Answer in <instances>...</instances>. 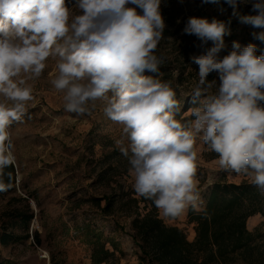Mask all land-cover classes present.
<instances>
[{"label":"clouds","instance_id":"1","mask_svg":"<svg viewBox=\"0 0 264 264\" xmlns=\"http://www.w3.org/2000/svg\"><path fill=\"white\" fill-rule=\"evenodd\" d=\"M225 2L234 13L239 3L251 2L257 14L239 19L264 29V0ZM161 4L75 0L70 9L66 0H0V172L15 163L9 127L34 99L28 81L39 78L51 58L50 83L63 93L67 112L91 115L100 101L104 115L122 126L116 145L128 159L134 191L152 200L162 217L197 207L198 139L217 154L221 169L249 176L264 194V52L234 41L221 56L228 23L189 17L183 32L196 36L202 51L190 56L198 71L185 96L197 106L182 123L172 82L160 79L167 59L156 54L165 29ZM253 36L264 43V31ZM211 73L219 83L208 79Z\"/></svg>","mask_w":264,"mask_h":264},{"label":"rangeland","instance_id":"2","mask_svg":"<svg viewBox=\"0 0 264 264\" xmlns=\"http://www.w3.org/2000/svg\"><path fill=\"white\" fill-rule=\"evenodd\" d=\"M220 2L162 0L165 29L158 46L173 47L175 39L184 34L187 19L203 14L210 16L207 18L209 21L217 19L228 23L230 34L225 36V40L233 35L236 40L230 42H239L242 47L256 44L257 54L264 52V43L253 36V33L264 29L238 21L240 5L234 13L232 6L222 7ZM66 5L74 9L75 0H66ZM166 29L171 30L173 36H165ZM193 54L196 53L192 52L190 56ZM46 65L39 78L28 81L33 88L34 99L27 103V110L21 119L13 121L9 127L17 186L15 193L0 194V237L3 232L1 216L12 208V196L27 197L35 217L30 224L29 238L10 240L7 244L0 241V262L93 264L94 251L104 245L115 254L110 257L109 263L142 264L141 249L131 235L134 216L123 205L127 200L126 193L141 196L134 191L128 159L116 145L121 138L122 126L104 115L100 101L96 102L91 115L77 116L67 112L63 93L57 92L50 83L55 74V60L49 58ZM196 79L187 80L188 89ZM196 148L199 200L195 208L202 211L216 181L241 183L250 181V177L221 169L217 157L199 139ZM103 196L113 199L109 213L103 212L94 201ZM105 204L103 199L102 205ZM139 206L142 215L153 208L151 204L146 207L143 201ZM190 207L175 219L162 217L158 209L157 213L166 223L183 228L188 238L194 240L196 223L190 222ZM248 226L252 231L264 232V214L250 217ZM14 232L24 234L20 228L14 229ZM36 232L41 243L33 236ZM42 250L47 252L48 257L41 255Z\"/></svg>","mask_w":264,"mask_h":264},{"label":"trees","instance_id":"3","mask_svg":"<svg viewBox=\"0 0 264 264\" xmlns=\"http://www.w3.org/2000/svg\"><path fill=\"white\" fill-rule=\"evenodd\" d=\"M222 7L230 6L225 0H220ZM240 16L255 15L251 2L239 3ZM239 16V17H240ZM209 18L210 16H196ZM238 21L240 19L238 18ZM241 22V21H240ZM167 35L173 34L171 30H165ZM173 36V35H171ZM236 36L225 40V49L221 56L227 55L232 50ZM229 42V43H228ZM200 41L194 35L182 34L175 39L173 47H157V55H163L167 59L161 66L160 79L171 81L177 93L176 99L180 102L181 114L177 119L183 123L193 119L186 115L189 108L197 106L192 102L190 96H185L190 91L186 86L187 80L197 78L198 67L190 62V54H199L202 49L198 47ZM209 47L211 42H209ZM145 76L156 74L147 72ZM209 80H217L216 73H211ZM116 150H114L115 153ZM117 153V152H116ZM217 157V154L214 153ZM110 156V155H109ZM111 169V167H110ZM0 183L4 188L0 194L15 193L17 186V169L15 164L9 165L0 172ZM127 200L123 202L125 208L132 211L133 232H131L136 244L142 252V264H264V232L252 231L248 226L250 217L264 214V194L253 186L250 181L241 183L229 181H216L207 196L205 207L202 211L190 207V222L196 223V237L190 240L183 228L170 225L160 217L152 200L144 197H136L132 193H126ZM106 204L102 205V200ZM103 212L109 213L113 199L108 196L94 200ZM146 207L151 204L153 208L145 215L140 212V202ZM15 203H19L16 205ZM12 208L3 213V232L0 241L7 244L10 240L30 237V224L35 217L29 199L23 196H12L10 200ZM23 230V235H18L14 229ZM37 242L41 243L40 235L36 232ZM114 252L100 245L93 253V264L109 263ZM0 264H3L0 262Z\"/></svg>","mask_w":264,"mask_h":264},{"label":"built area","instance_id":"4","mask_svg":"<svg viewBox=\"0 0 264 264\" xmlns=\"http://www.w3.org/2000/svg\"><path fill=\"white\" fill-rule=\"evenodd\" d=\"M41 255H42L44 258L48 257V254H47V252H46V251H44V250H42V251H41Z\"/></svg>","mask_w":264,"mask_h":264}]
</instances>
